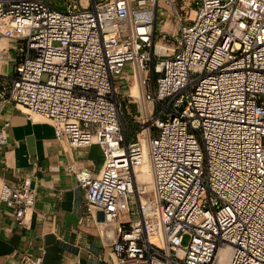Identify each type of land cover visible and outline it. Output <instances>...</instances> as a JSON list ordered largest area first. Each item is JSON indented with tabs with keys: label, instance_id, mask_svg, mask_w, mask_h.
I'll return each mask as SVG.
<instances>
[{
	"label": "built area",
	"instance_id": "1",
	"mask_svg": "<svg viewBox=\"0 0 264 264\" xmlns=\"http://www.w3.org/2000/svg\"><path fill=\"white\" fill-rule=\"evenodd\" d=\"M193 1L0 0V106L72 147L100 146L99 172L67 171L87 213L115 226V264H264V0ZM173 18L174 45H159ZM36 198L29 178L0 177L19 226Z\"/></svg>",
	"mask_w": 264,
	"mask_h": 264
},
{
	"label": "crops",
	"instance_id": "2",
	"mask_svg": "<svg viewBox=\"0 0 264 264\" xmlns=\"http://www.w3.org/2000/svg\"><path fill=\"white\" fill-rule=\"evenodd\" d=\"M39 117L29 119L13 104L0 106V123L10 122L0 145V177L14 185L29 178L37 192L27 227L18 225L12 205L0 201V264H30L25 254L42 257L43 264H115V226L100 212L87 213L84 190L67 171L75 162L99 172L100 146L57 140L54 126Z\"/></svg>",
	"mask_w": 264,
	"mask_h": 264
},
{
	"label": "rangeland",
	"instance_id": "3",
	"mask_svg": "<svg viewBox=\"0 0 264 264\" xmlns=\"http://www.w3.org/2000/svg\"><path fill=\"white\" fill-rule=\"evenodd\" d=\"M56 6H58L59 4H63L64 1L66 0H51ZM186 2H190L187 6V10L190 11V9L195 7L194 1L193 0H186ZM60 9L64 10L65 6L63 5L62 7H60ZM184 15H186L184 13ZM172 20V21H171ZM171 20H161L159 23V26L162 30L164 29V32H157V36H156V42L159 44H164L166 46H173L175 43V38L178 34V25L176 20L173 18ZM7 66L4 68V71L8 70ZM11 74H13V68L11 67ZM129 82H132V78L130 79ZM134 82V81H133ZM132 86V84H131ZM136 94V93H135ZM127 103V102H126ZM130 109H126L124 110L126 112V116L128 117V119L132 120V121H136L138 120V115L139 113L137 112V103L136 102H131L130 104ZM131 113V114H129ZM137 122V121H136ZM135 122V123H136ZM138 177L139 180L141 182H146L147 184H149L151 182V172L149 170V164L144 163L143 167L141 168V171L138 173ZM187 242V238L185 240V243Z\"/></svg>",
	"mask_w": 264,
	"mask_h": 264
},
{
	"label": "bare ground",
	"instance_id": "4",
	"mask_svg": "<svg viewBox=\"0 0 264 264\" xmlns=\"http://www.w3.org/2000/svg\"><path fill=\"white\" fill-rule=\"evenodd\" d=\"M159 45H158L157 49H162V47H160ZM140 74H141V72H137V78L140 76ZM131 89H132L131 92H132L133 95H138L139 94V92H140V88H139V78L136 79V80H134V82H133V84L131 86ZM146 161L149 164V170L151 172L150 162H149L148 157L146 158V160H145L144 163H146ZM142 167H143V165L140 167V170H141ZM151 178H152V173H151ZM143 183L146 185L147 190H149L150 187H151L152 179H151V182L149 184H147L146 182H143Z\"/></svg>",
	"mask_w": 264,
	"mask_h": 264
}]
</instances>
